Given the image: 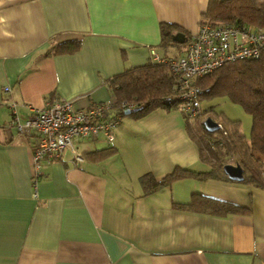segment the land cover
<instances>
[{
	"label": "crops",
	"instance_id": "0c3cea01",
	"mask_svg": "<svg viewBox=\"0 0 264 264\" xmlns=\"http://www.w3.org/2000/svg\"><path fill=\"white\" fill-rule=\"evenodd\" d=\"M207 4L0 0V264H264V187L223 173L225 179L185 177L144 192L146 173L159 180L175 166L209 168L192 136L196 120L179 109L126 115L111 143L79 140L87 152L82 162L74 166L68 150L44 162L37 197L31 161L37 137L8 128L12 103L23 121L53 96L79 109L112 99L109 79L151 60L150 49L184 52V36L160 47L161 22L190 34ZM73 38L81 40L74 52L48 54ZM201 107H212L223 123L238 122L248 137L251 117L238 104L215 97ZM194 193L246 210L213 215L174 206Z\"/></svg>",
	"mask_w": 264,
	"mask_h": 264
},
{
	"label": "trees",
	"instance_id": "16d2710c",
	"mask_svg": "<svg viewBox=\"0 0 264 264\" xmlns=\"http://www.w3.org/2000/svg\"><path fill=\"white\" fill-rule=\"evenodd\" d=\"M205 21L215 25L231 22L247 28H264V0H208L200 23ZM177 32L184 36L180 42L187 43L188 32L175 23L161 22L160 47L166 49L178 43L179 41L173 40ZM80 44L79 38L60 41L50 47L48 54L71 53ZM191 83L199 87L201 101L226 97L232 103L238 104L251 117L249 135L244 137L236 121L226 120V125L222 124L226 132L224 135L222 130L206 131L199 121L191 128V132L200 148V157L209 168L195 170L175 166L159 180L146 173L141 177L144 192L185 177L225 179L222 171L225 163H238L243 168V182L264 187V47L257 58L226 62L211 72L194 78ZM174 85L175 77L164 63L149 60L129 67L109 79L111 96L115 99L111 115L120 116L121 119L126 115L136 118L156 108L179 109V91ZM123 101L130 104L125 108L129 110L127 113L118 108ZM210 111V108H203L198 117L209 114ZM109 148L111 147L103 150ZM86 153L83 152L82 155L85 156ZM234 155L237 157L234 158ZM174 206L213 215L246 210L237 204L199 193H194L189 202L174 203Z\"/></svg>",
	"mask_w": 264,
	"mask_h": 264
},
{
	"label": "built area",
	"instance_id": "2783aa9c",
	"mask_svg": "<svg viewBox=\"0 0 264 264\" xmlns=\"http://www.w3.org/2000/svg\"><path fill=\"white\" fill-rule=\"evenodd\" d=\"M264 47V28H247L231 22L212 24L202 22L196 31L189 34L182 54L160 55L150 49V59L164 63L175 77V87L179 91V110L187 120L197 118L202 110L200 89L191 80L207 74L218 66L237 59L257 58ZM6 91L8 87L4 88ZM115 99L94 103L86 109L76 108L72 100L53 96L42 108L34 109L23 121H20L10 106L12 116L8 128H14L19 134L34 132L37 141L32 148V187L37 197V184L42 175L43 163L61 159L65 150L71 154V162L77 166L83 160L77 142L79 140L103 139L111 143L114 130L121 117L111 115ZM130 104L123 101L118 108L124 109ZM113 114V113H112ZM219 125V131L223 125Z\"/></svg>",
	"mask_w": 264,
	"mask_h": 264
},
{
	"label": "water",
	"instance_id": "95a60500",
	"mask_svg": "<svg viewBox=\"0 0 264 264\" xmlns=\"http://www.w3.org/2000/svg\"><path fill=\"white\" fill-rule=\"evenodd\" d=\"M179 37H183L181 32H177L173 36V40L178 41ZM129 110L125 109L124 112L127 113ZM202 125L208 132H214L219 129V125L210 116L205 117L202 120ZM223 173L228 179L233 181H242L244 178L243 168L238 163H225L222 166Z\"/></svg>",
	"mask_w": 264,
	"mask_h": 264
},
{
	"label": "rangeland",
	"instance_id": "374dc122",
	"mask_svg": "<svg viewBox=\"0 0 264 264\" xmlns=\"http://www.w3.org/2000/svg\"><path fill=\"white\" fill-rule=\"evenodd\" d=\"M204 100H210V99H203L202 101H204ZM201 101V102H202ZM209 108H212V107H209ZM207 116H210L213 120H215L216 122H222L221 124H223V125H226L225 123H223V121H221L219 118V116H218V114H216V113H214L212 110L210 111V113L209 114H204V115H201L200 117H197V118H195L194 120H196L195 121V123H198L199 121H201L200 119H203V118H205V117H207ZM1 132V131H0ZM1 135V134H0ZM237 157V155H234V158H236Z\"/></svg>",
	"mask_w": 264,
	"mask_h": 264
},
{
	"label": "clouds",
	"instance_id": "9594fccd",
	"mask_svg": "<svg viewBox=\"0 0 264 264\" xmlns=\"http://www.w3.org/2000/svg\"><path fill=\"white\" fill-rule=\"evenodd\" d=\"M200 24V23H199ZM188 38V37H187ZM218 123V122H217ZM220 123V122H219ZM216 131H218V130H216Z\"/></svg>",
	"mask_w": 264,
	"mask_h": 264
}]
</instances>
